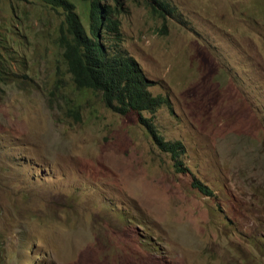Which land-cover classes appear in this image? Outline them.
<instances>
[{
	"label": "rangeland",
	"instance_id": "obj_1",
	"mask_svg": "<svg viewBox=\"0 0 264 264\" xmlns=\"http://www.w3.org/2000/svg\"><path fill=\"white\" fill-rule=\"evenodd\" d=\"M167 1L181 19L125 1L122 47L190 173L75 89L61 12L0 0V264H264V0Z\"/></svg>",
	"mask_w": 264,
	"mask_h": 264
},
{
	"label": "trees",
	"instance_id": "obj_2",
	"mask_svg": "<svg viewBox=\"0 0 264 264\" xmlns=\"http://www.w3.org/2000/svg\"><path fill=\"white\" fill-rule=\"evenodd\" d=\"M50 9L61 12L64 20L57 30V45L79 93L101 96L106 108L119 115L135 112L154 144L171 156L177 173H190L182 156L186 153L181 141H168L159 133L154 117L163 107L172 109L167 96L154 95L155 82L144 73L139 62L123 47L120 15L127 0H38ZM150 14L163 21L182 16L167 0H142ZM167 28V23L163 25ZM0 68V82L6 76ZM77 108H70L78 111ZM144 113L151 115L145 118ZM192 185L200 193L212 196L213 191L193 177ZM263 241V240H261Z\"/></svg>",
	"mask_w": 264,
	"mask_h": 264
}]
</instances>
